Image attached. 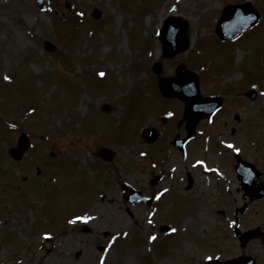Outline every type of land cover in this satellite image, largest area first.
I'll use <instances>...</instances> for the list:
<instances>
[{"label": "rangeland", "instance_id": "374dc122", "mask_svg": "<svg viewBox=\"0 0 264 264\" xmlns=\"http://www.w3.org/2000/svg\"><path fill=\"white\" fill-rule=\"evenodd\" d=\"M35 1L0 0V264H100L102 256L104 264H205V257L229 256L234 207L248 200L230 167L221 169L223 180L197 175L187 191L175 154V169L154 182L150 149L138 133L148 124L175 132L182 102L161 97L151 64L160 61L161 75L171 77L185 61L201 93L228 94L232 113L242 115L234 124L248 134L235 130L233 139L264 143V0H68L71 10L66 0H50L46 12ZM241 2L258 10L259 22L220 39L221 9ZM170 15L187 22L189 48L165 58L157 34ZM248 89L256 91L252 101ZM168 109L175 115L163 124L157 115ZM22 131L31 146L14 162L7 149ZM101 146L115 150L103 166L92 156ZM124 181L156 202L128 204ZM85 211L92 219L72 221L55 236L40 233ZM248 215H264L263 196L253 198Z\"/></svg>", "mask_w": 264, "mask_h": 264}, {"label": "flooded vegetation", "instance_id": "af4514ba", "mask_svg": "<svg viewBox=\"0 0 264 264\" xmlns=\"http://www.w3.org/2000/svg\"><path fill=\"white\" fill-rule=\"evenodd\" d=\"M200 90H203L202 87L200 88ZM202 93L203 95L220 96L222 100L220 107L216 111V113L208 118L199 119L196 122V127L192 134L187 136L188 130L185 127V120L176 119L173 123L175 127V132L173 134L172 131L168 132L169 128L167 129V132H165V127L156 124L154 126L160 130L159 139L150 144H147L141 138L140 142L145 145L146 149H150V163L152 167L155 168V176L152 181L156 182L165 175L167 177V175L169 174L167 173V170L170 169L171 171H173L175 169V163L169 162L170 160H174L170 157V155L175 154L179 155L180 160L183 163V174L186 180L185 190L187 191H192L194 187H197V175L201 174L200 176H209L212 179L219 178L220 180H223L222 175L219 174L220 171H222L221 169L224 165L230 167L236 182L241 188L240 190L243 191V197H247L248 200H243L241 201L240 205H236L234 207V218L230 220V225H232L230 247L233 252H231L229 256L218 259L220 261H224L226 259H235L239 260V264H264V215L258 217H255L254 215H248L250 211V204L252 203L253 198H250L248 194H245V183H243V181L240 179V175L249 177L250 182L252 183V186L254 188H260V190L264 191V143H258L257 141L250 142L249 139H245L246 141L244 140V142H242L243 144H245L243 145L240 144L237 140H234L233 134L235 130H239L240 134H246L247 130L246 128H238L239 125L234 124L235 121L242 122V115L232 113V108H234V105L231 104L230 100L226 99L228 94L221 91H214V93L210 94H205V92ZM179 106L183 111V104L182 107L181 105ZM171 113L172 115L167 120H165V122L161 120L160 115H157L159 117V121L163 124H167L169 122L171 123L170 120L172 119V117L174 118L175 115L174 112ZM216 122L217 124H215ZM224 127H230V135L223 138L222 136L225 134V131L224 133H221V129H223ZM177 133L179 134V138L183 139L181 143V149L178 145V142L174 143V138ZM138 135L140 136V129ZM222 141L233 144L235 148H239L240 151L237 152L234 148H227L226 143H222ZM161 143L163 144V148L159 146V144ZM243 149L244 152H242ZM141 152L145 153V156L147 155L146 151ZM98 159L102 160V166L103 162H110L111 160H113L111 159L107 161L102 158ZM197 160H203L204 164H196ZM165 164H168L169 167L166 169H162ZM98 165L100 166V164ZM220 184V189L218 190H222L223 181L220 182ZM237 190L239 189L237 188ZM139 192L146 197H150L151 204H154L156 202L153 195H145L141 190H139ZM120 194L124 201H126L124 195L121 193V186ZM100 195V198H103L105 196L104 193ZM87 211L79 213L77 215L75 214L72 219L67 220V223L65 225L62 223L58 224V222H56L50 228H47L45 230L35 229L33 231L37 233V230H41L40 233H48L55 236L58 230L61 233L63 232L62 229H68L70 223H72L70 221H73V223L76 222V224L79 225V219L76 218L84 217L87 214ZM219 212L221 215L226 216L223 211ZM240 219H243L245 224H242L243 222H241ZM233 221H235L234 224L232 223ZM256 222L257 224H255ZM60 225L64 226L61 227ZM76 228L77 230H79V226H77ZM90 229L91 228L87 227L86 224H81L80 226V230H85L86 233H89ZM105 234L108 235V232L106 231L104 235ZM218 239L219 240L217 242V248L222 249V241L224 239V236L221 234ZM98 249H101L100 245H98Z\"/></svg>", "mask_w": 264, "mask_h": 264}, {"label": "water", "instance_id": "95a60500", "mask_svg": "<svg viewBox=\"0 0 264 264\" xmlns=\"http://www.w3.org/2000/svg\"><path fill=\"white\" fill-rule=\"evenodd\" d=\"M49 4V0H36V5L40 10H44ZM66 6L70 8L69 2H65ZM243 14H249L250 18H245ZM91 15L98 18L100 13L94 9ZM258 19L256 11L249 4L227 5L222 11V15L217 24V32L221 37H231L238 34L242 30L248 28ZM229 26V27H226ZM187 30V23L178 17L169 16L165 19L163 27L159 32V38L162 44L163 55L171 56L182 51L187 46V40L183 37V33ZM152 69L156 73L161 72V64L155 62ZM158 87L164 96L177 97L184 101L183 118L186 119V129L188 133L192 131L195 122L204 116H209L216 109V98L202 97L198 90V78L195 73L186 70L183 64L176 67V78L173 77H159ZM141 136L147 142H152L158 137V133L154 128H144L141 131ZM29 146V139L25 133H21L17 139L16 146L8 149V153L14 159H20L22 154ZM97 155L104 158H110L112 152L108 149L101 148ZM243 181L246 193L250 197H258L264 194L260 188H254L250 182V178L240 175ZM124 191V190H123ZM130 201L139 200L141 197L133 190L127 197ZM239 260H226L219 262L217 260H210L207 264H239Z\"/></svg>", "mask_w": 264, "mask_h": 264}, {"label": "snow or ice", "instance_id": "6c2138e0", "mask_svg": "<svg viewBox=\"0 0 264 264\" xmlns=\"http://www.w3.org/2000/svg\"><path fill=\"white\" fill-rule=\"evenodd\" d=\"M79 15L83 16V13L81 12V13H79ZM99 75H100V76H104L105 73H104V72H100ZM4 79H5V80H10L11 77L5 75V76H4ZM253 87H256V85H253ZM262 94H264V93H262ZM167 115L171 116L172 113L169 112V113H167ZM222 143H226V142H225V141H222ZM226 147L229 148V149H233V148H234L235 151H237V152L240 151L239 148H235V146H234L233 144H231V143H226ZM141 155H144V153H141ZM196 164H201V165H202V164H204V161H203V160H197V161H196ZM163 191L166 192V191H168V190H167V189H164ZM161 195H162V193H157V194H156V199H160V196H161ZM76 219H79V220H87V219H92V217H77ZM70 222H72V221H70ZM148 223L151 224L152 221L149 220ZM232 223L234 224L235 221H233ZM171 231L174 232V231H176V229H172ZM45 235L47 236V235H49V234L46 233ZM118 235H119V234H118ZM123 235L127 236L128 234H127V233H123ZM111 239H112V241H114V240L116 239V236H113ZM147 239H148L149 241H153V240L156 239V236H155V235H152V236H149ZM205 259L211 260V259H213V257L208 256V257H205ZM100 264H104V257H103V256L100 258Z\"/></svg>", "mask_w": 264, "mask_h": 264}, {"label": "trees", "instance_id": "16d2710c", "mask_svg": "<svg viewBox=\"0 0 264 264\" xmlns=\"http://www.w3.org/2000/svg\"><path fill=\"white\" fill-rule=\"evenodd\" d=\"M53 18H56V16H55V13H53V16H52Z\"/></svg>", "mask_w": 264, "mask_h": 264}]
</instances>
